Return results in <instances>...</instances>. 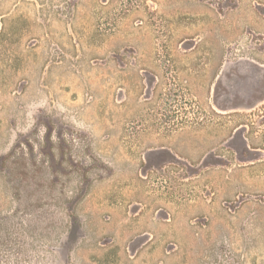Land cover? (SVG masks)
I'll use <instances>...</instances> for the list:
<instances>
[{"label":"rangeland","instance_id":"obj_1","mask_svg":"<svg viewBox=\"0 0 264 264\" xmlns=\"http://www.w3.org/2000/svg\"><path fill=\"white\" fill-rule=\"evenodd\" d=\"M0 264H264V0H0Z\"/></svg>","mask_w":264,"mask_h":264},{"label":"crops","instance_id":"obj_2","mask_svg":"<svg viewBox=\"0 0 264 264\" xmlns=\"http://www.w3.org/2000/svg\"><path fill=\"white\" fill-rule=\"evenodd\" d=\"M180 121H181V127H183L184 126V122H183V118L182 117L180 118ZM189 121H190L189 122V125H192L193 126L194 125V122H195L194 119H189ZM181 129H183V128H181Z\"/></svg>","mask_w":264,"mask_h":264}]
</instances>
